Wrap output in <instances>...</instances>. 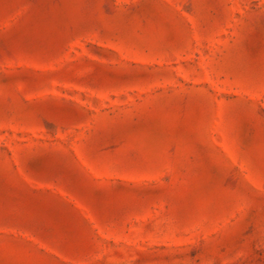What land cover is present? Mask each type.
<instances>
[{
	"label": "rangeland",
	"instance_id": "obj_1",
	"mask_svg": "<svg viewBox=\"0 0 264 264\" xmlns=\"http://www.w3.org/2000/svg\"><path fill=\"white\" fill-rule=\"evenodd\" d=\"M0 264H264V0H0Z\"/></svg>",
	"mask_w": 264,
	"mask_h": 264
}]
</instances>
